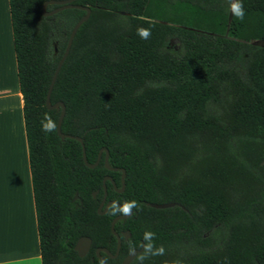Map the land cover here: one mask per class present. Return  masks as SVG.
Segmentation results:
<instances>
[{"label": "trees", "instance_id": "trees-1", "mask_svg": "<svg viewBox=\"0 0 264 264\" xmlns=\"http://www.w3.org/2000/svg\"><path fill=\"white\" fill-rule=\"evenodd\" d=\"M45 1L7 0L40 264H100L96 248L114 254L109 223L122 213L109 205L98 215L102 197L100 211L109 201L138 203L114 223L120 247L114 258L99 252L104 264L141 245L130 264H264V0H243V21L228 0L73 2L90 12L49 103H62L59 130L81 139L87 164L104 148L107 165L123 170L121 192V173L104 168V152L86 168L78 142L41 128L45 113L57 121L46 90L84 15L43 17ZM138 27L151 37L141 39ZM104 177L115 188L106 180L103 190ZM79 237L90 240L81 258L72 249Z\"/></svg>", "mask_w": 264, "mask_h": 264}, {"label": "crops", "instance_id": "crops-1", "mask_svg": "<svg viewBox=\"0 0 264 264\" xmlns=\"http://www.w3.org/2000/svg\"><path fill=\"white\" fill-rule=\"evenodd\" d=\"M0 264H40L7 0H0Z\"/></svg>", "mask_w": 264, "mask_h": 264}, {"label": "water", "instance_id": "water-1", "mask_svg": "<svg viewBox=\"0 0 264 264\" xmlns=\"http://www.w3.org/2000/svg\"><path fill=\"white\" fill-rule=\"evenodd\" d=\"M75 0H61V1H54V0H49V1H45L42 3L41 5V15L43 17H48V16H51V15H54L60 11H63V10H67V9H77V10H81V11H84V15L79 18L75 24L73 25V27L71 28L70 32H69V35H68V38H67V41H66V45H65V48L63 50V53L61 54L55 68H54V71L51 75V78H50V81H49V84H48V87H47V90H46V94H45V99H44V106L47 110H57V109H60L59 111V114H58V117H57V121H56V124H57V129H56V135L59 137L60 140H63V139H72L76 142L79 143L80 145V150H81V159H82V163L83 165L86 167V168H93L97 163H98V160H99V156H100V153L101 152H104V157H103V166L106 170L108 171H111V172H116V171H120V183H121V188L120 190H116L114 189L116 192H121L122 189H123V177H124V172L122 169H118V168H110L108 165H107V151L106 149L104 148H101L98 153H97V157H96V160L94 161L93 164H87L86 161H85V156H84V150H83V146H82V142H81V139L77 136H71V135H66V134H62L59 130V127H60V122L62 120V117H63V113H64V107L62 105V103L60 102H56L54 104H50L49 103V94H50V91H51V88H52V85L54 83V80L56 78V75L60 69V66L61 64L63 63L65 57L67 56V53H68V50H69V47H70V44H71V41H72V38L74 36V34L76 33L77 29L79 28V26L85 22L89 16V8L88 7H82V6H78V5H74L73 2ZM47 6H55L54 8H52L51 10L49 11H45L46 7ZM110 181V183L112 184L113 188L114 185L111 181V179L109 177H104L102 179V188L104 190V181ZM96 194V192H93L91 194L92 197H94ZM103 202H104V197L101 199L100 203L98 204V207L96 209V213L98 215H102L105 213L107 207L109 205H112V203L114 201H109L107 202L104 207H103V210L100 211V208L101 206L103 205ZM149 207H152V208H155V209H162V208H166V207H170L172 206V204H163V205H155V204H148ZM131 214V213H130ZM129 214V215H130ZM129 215H117L116 217L112 218L110 223H109V230H110V233L112 236H114L115 238V241H116V245H115V250H114V254L111 255L106 249H103V248H96L94 250V254H95V257L97 258V260L100 262V264H104V261L103 259L99 256V252H102L104 253L108 258H114L116 257L117 253H118V250H119V247H120V239L118 237V235L115 233V231L113 230V225L115 222H117L118 220H121V219H125L127 218ZM123 236V239H127L128 238V233L127 232H123L121 234ZM90 247V240L87 238V237H80L76 240L74 246H73V251L76 253V255L78 257H83L86 252L88 251ZM142 250V245L140 246L139 249H133L131 250L128 254H126L122 260L120 261L119 264H130L131 261L134 259V257L140 253V251Z\"/></svg>", "mask_w": 264, "mask_h": 264}, {"label": "clouds", "instance_id": "clouds-1", "mask_svg": "<svg viewBox=\"0 0 264 264\" xmlns=\"http://www.w3.org/2000/svg\"><path fill=\"white\" fill-rule=\"evenodd\" d=\"M229 3V11L231 15H233L236 19L243 21L245 19V9L243 5V0H228ZM140 19L145 20L147 23L155 26L156 21L146 17H140ZM137 35L144 40H147L151 37V28L138 27ZM41 128L43 131L47 133L55 132L57 129L56 122L52 119L49 113H45L43 119L41 120ZM138 203L135 200L124 201L123 204H119L118 202H113L110 206L109 211L111 214L116 215L117 213H122L124 215H129L133 208H137ZM155 238V233L151 231H145L144 240L145 241H153ZM148 249L151 250L153 248V244L149 243L147 245ZM163 247L157 249L158 254H163ZM170 264H183V261L180 259H176L170 262Z\"/></svg>", "mask_w": 264, "mask_h": 264}, {"label": "flooded vegetation", "instance_id": "flooded-vegetation-1", "mask_svg": "<svg viewBox=\"0 0 264 264\" xmlns=\"http://www.w3.org/2000/svg\"><path fill=\"white\" fill-rule=\"evenodd\" d=\"M102 198H103V197H102ZM102 198H101V199H102ZM100 201H101V200H100ZM100 201H99V203H100ZM99 203H98V204H99ZM97 207H98V205H97ZM101 207H102V206H101ZM96 209H97V208H96ZM100 209H101V208H100ZM125 232H126V231H125ZM122 233H123V232H121V234H122ZM117 235H118V234H117ZM118 237H119V236H118ZM122 237H123V236H122ZM79 238H80V237H79ZM124 240H125V239H124ZM115 243H116V241H115ZM115 245H116V244H115ZM88 250H89V249H88ZM86 253H87V252H86Z\"/></svg>", "mask_w": 264, "mask_h": 264}]
</instances>
